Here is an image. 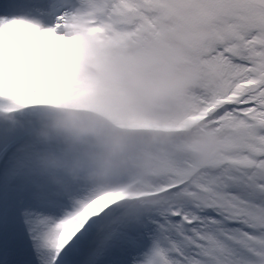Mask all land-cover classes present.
<instances>
[{
    "label": "snow or ice",
    "instance_id": "obj_1",
    "mask_svg": "<svg viewBox=\"0 0 264 264\" xmlns=\"http://www.w3.org/2000/svg\"><path fill=\"white\" fill-rule=\"evenodd\" d=\"M147 2V0H145ZM139 0H4L0 5V264H264V52L246 33L264 25V0H222L217 17L243 44L219 49L238 69L205 109L226 132L199 206L133 218L119 193L72 196L38 187L36 146L20 110L55 70L50 36L69 13L119 35ZM44 23H26L21 18ZM255 33L253 32V35Z\"/></svg>",
    "mask_w": 264,
    "mask_h": 264
},
{
    "label": "clouds",
    "instance_id": "obj_2",
    "mask_svg": "<svg viewBox=\"0 0 264 264\" xmlns=\"http://www.w3.org/2000/svg\"><path fill=\"white\" fill-rule=\"evenodd\" d=\"M221 2L139 0L119 35L96 31L78 13L54 27L45 39L55 70L18 113L30 121L38 187L116 192L133 218L203 203L200 186L226 138L205 109L238 76L218 50L244 43L217 17ZM253 32L246 36L261 39L248 47L264 52V25ZM12 118L0 113V121Z\"/></svg>",
    "mask_w": 264,
    "mask_h": 264
},
{
    "label": "bare ground",
    "instance_id": "obj_3",
    "mask_svg": "<svg viewBox=\"0 0 264 264\" xmlns=\"http://www.w3.org/2000/svg\"><path fill=\"white\" fill-rule=\"evenodd\" d=\"M0 5H4V0H0Z\"/></svg>",
    "mask_w": 264,
    "mask_h": 264
}]
</instances>
